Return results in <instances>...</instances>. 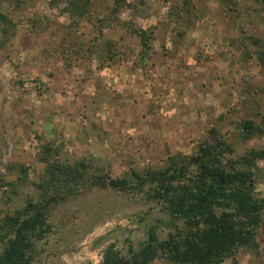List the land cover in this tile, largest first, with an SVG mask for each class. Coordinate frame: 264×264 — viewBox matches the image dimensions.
Here are the masks:
<instances>
[{"label":"rangeland","instance_id":"obj_1","mask_svg":"<svg viewBox=\"0 0 264 264\" xmlns=\"http://www.w3.org/2000/svg\"><path fill=\"white\" fill-rule=\"evenodd\" d=\"M94 5L79 19L66 2L0 0V224L41 199L45 145L111 179L165 168L218 136L239 154L264 147V137L240 134L264 112V0H190L191 15L184 0ZM133 28L148 31L147 60ZM257 168L264 196V160ZM147 191L88 185L53 203L33 264H100L110 245L137 250L151 228L166 239L176 229ZM258 243L223 264H264V225Z\"/></svg>","mask_w":264,"mask_h":264},{"label":"trees","instance_id":"obj_2","mask_svg":"<svg viewBox=\"0 0 264 264\" xmlns=\"http://www.w3.org/2000/svg\"><path fill=\"white\" fill-rule=\"evenodd\" d=\"M51 1L66 2V11L79 19L93 16L96 8V0ZM124 3L115 0L114 11ZM233 3L229 7L235 12ZM183 8L187 15L192 14L190 0H184ZM179 17L182 25L192 26L185 14L181 12ZM133 33L143 44L140 60H147L151 48L148 31L133 28ZM252 41L260 43L257 38ZM116 53L109 49L107 56L113 59ZM240 134L244 140L264 137V112L242 121ZM59 156V149L43 146L39 157L46 170L37 184L41 199L4 215L0 224V264H33L38 243L50 232L48 213L52 204L73 197L88 185L125 192L148 188V197L162 207L176 229L161 239L157 229L151 228L147 239L129 255L110 245L100 264H154L162 258L170 264H223L243 248H259L264 196L257 188V162L264 160V147L239 154L234 145L218 136L200 143L193 155H172L165 168L149 169L144 176L134 172L132 179H111L87 162L70 164L56 159ZM234 264H239L236 259Z\"/></svg>","mask_w":264,"mask_h":264}]
</instances>
